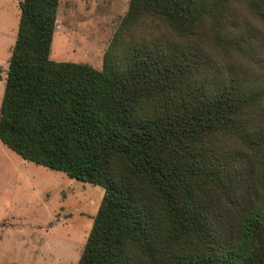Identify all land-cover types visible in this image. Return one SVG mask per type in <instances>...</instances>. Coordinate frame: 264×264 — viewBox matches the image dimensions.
I'll return each instance as SVG.
<instances>
[{"label":"trees","instance_id":"obj_1","mask_svg":"<svg viewBox=\"0 0 264 264\" xmlns=\"http://www.w3.org/2000/svg\"><path fill=\"white\" fill-rule=\"evenodd\" d=\"M59 1H18L0 141L104 188L77 264H264V77L219 57L264 0H129L100 71L49 59Z\"/></svg>","mask_w":264,"mask_h":264},{"label":"rangeland","instance_id":"obj_2","mask_svg":"<svg viewBox=\"0 0 264 264\" xmlns=\"http://www.w3.org/2000/svg\"><path fill=\"white\" fill-rule=\"evenodd\" d=\"M18 1L0 0V104L17 33ZM128 1L60 0L49 59L102 70L103 54ZM239 18L251 45L220 54L222 65L264 77V25L246 11ZM152 24L145 22L133 37L150 32ZM104 193L99 185L26 161L0 141V264H77Z\"/></svg>","mask_w":264,"mask_h":264},{"label":"crops","instance_id":"obj_3","mask_svg":"<svg viewBox=\"0 0 264 264\" xmlns=\"http://www.w3.org/2000/svg\"><path fill=\"white\" fill-rule=\"evenodd\" d=\"M17 4H18V2H17ZM14 43V42H13Z\"/></svg>","mask_w":264,"mask_h":264}]
</instances>
